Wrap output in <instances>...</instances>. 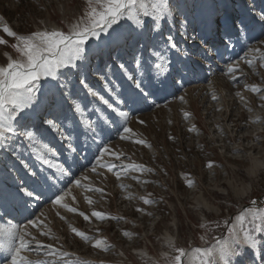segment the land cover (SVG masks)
Masks as SVG:
<instances>
[{
	"label": "rangeland",
	"instance_id": "rangeland-1",
	"mask_svg": "<svg viewBox=\"0 0 264 264\" xmlns=\"http://www.w3.org/2000/svg\"><path fill=\"white\" fill-rule=\"evenodd\" d=\"M218 10L231 17H242L245 32L233 36L232 47L225 49L221 44L217 56L206 54L200 36H205L209 44L221 43L219 34L212 37L202 31V20ZM87 11V0H0V39L5 41L0 44V67H6L9 59H23L12 47L19 41L8 36L3 27L7 26L18 36L44 30L67 34L74 24L85 22L81 18ZM262 12L264 0H187V31L197 39L181 38L178 14L174 24L170 19L163 24L160 35L171 32L175 36L179 45L177 65L183 64L191 71L183 76L172 73L177 81L175 85L170 84L154 95L152 101L136 108L120 103L131 82L116 63L112 62L110 79L102 81L95 73H103L104 65L92 58L86 74L88 84L114 108L130 112L124 126L131 131L124 133L123 121H118L107 106L88 97L78 82L84 105L91 103L110 115L108 120L105 118L109 131L107 141L94 153L104 151L105 147L109 151L100 160L91 155L94 164L74 173L76 177L70 182V172L66 171L64 178L68 183L60 185L64 186L61 194L65 195L60 204L33 200L30 211L34 215L30 219L37 220V224H28V221L21 224L27 233L25 239L34 238L44 246L50 245L55 254L49 255L46 248L40 250L32 244L22 252L23 256L33 264L42 261L47 264H172L178 248L189 255L195 247H215V239L226 234L223 221L250 206L251 200L264 204L263 166L247 194L236 196L229 188V182L240 188L252 181L247 171L251 166L250 156L264 160V24L257 19ZM133 55L131 49L117 54L119 61L130 70ZM143 55L145 62L151 60L147 49ZM167 55L172 57L171 50ZM185 56L187 59H183ZM229 65L234 72H228ZM113 73L114 77L119 75V80ZM105 84L115 91H105ZM64 109V116H73L67 103ZM91 118L95 122L96 113H91ZM42 135L52 148L59 151V145L65 149L61 142L49 140L48 132ZM91 140L90 136L87 142ZM40 155L50 161L51 168L26 153H22V158L31 170L48 175L63 167L45 151ZM62 157L61 162L65 164ZM9 160L13 164L9 156L0 165L4 173L8 171ZM81 163L78 162V167ZM102 164L115 167L109 169ZM25 172L27 177L19 178L28 184L29 172L27 169ZM188 179L193 182L192 186L186 183ZM77 180L79 185L75 183ZM205 204L218 209V213L208 210ZM70 208L77 211L72 212ZM94 212L106 218H97ZM73 229L84 233L87 239ZM97 242H100L98 247ZM261 251L259 248V255ZM244 252L242 264H257L254 249L245 248ZM0 264H11V259H0Z\"/></svg>",
	"mask_w": 264,
	"mask_h": 264
},
{
	"label": "snow or ice",
	"instance_id": "snow-or-ice-1",
	"mask_svg": "<svg viewBox=\"0 0 264 264\" xmlns=\"http://www.w3.org/2000/svg\"><path fill=\"white\" fill-rule=\"evenodd\" d=\"M87 3L89 11L81 18L85 22L74 24L67 34L58 30H44L27 36H18L7 26L3 27L8 36L19 41L12 47L23 59H9L6 67H0V165L11 156L28 170L30 183L17 182L14 188H8L0 181V220L9 216L10 211H14L21 215L28 213V223L36 225L37 220L30 219L34 213L29 211L33 206V200L38 203L39 200L45 199L53 204H60L64 199L53 183V179L66 175L63 168H60L59 173L52 172L48 175L43 171L31 170L22 158V153H26L47 164L49 168L52 167L50 161L40 155L42 150L45 153L50 151L49 144L43 139V132L54 133L65 145V151L72 152L75 156L85 149L91 151L87 143L89 137L91 136L95 142L96 135L107 129V122L102 115L103 110L91 103L85 106L81 95L73 93V78L77 74L79 85L86 89L87 96L111 109L118 121H123L121 127L124 133L131 131L124 126L130 112L114 108L108 99L88 84L86 74L93 57L97 63L100 57L105 58L104 72L95 74L102 81H107L112 70V63L108 58L110 53L113 54L112 61L116 63L126 80L131 82L125 98L120 100V103L130 108L152 101L154 95L167 89L170 84L175 85L177 81L171 75L173 72L183 76L191 71L183 64L173 68L167 52L178 49L179 45L171 32L160 35L163 32V24L169 19L174 24L178 14L181 17V38L192 41L197 39V36L189 35L187 31L185 23L187 0H87ZM257 19L264 24V12L259 14ZM202 25V31L212 37L219 34L221 42L209 44L205 36H200L206 54H219L221 44L225 49L232 47L233 36L238 37L245 32V20L242 17H231L219 10L206 20H202ZM3 43L5 41L0 39V44ZM129 49L134 50L132 70L119 61L117 56L120 51ZM145 49L151 57L148 62H145L143 55ZM182 51L186 53L187 49ZM183 59H187V56ZM228 72H234L230 65ZM42 82L46 85L43 88ZM104 87L105 91H115L109 89L107 84ZM116 94L120 96L119 92ZM65 103L69 105L75 120L63 115ZM91 113H96L95 122L91 118ZM187 115L186 113L185 116ZM77 126L79 132L76 131ZM108 151L105 147L104 151L93 153V156L100 160ZM73 163L78 161L73 159L68 163V158L65 157L67 172H71ZM100 166L109 169L115 167L109 164ZM208 166L211 167V163ZM7 167L9 171H15L10 160ZM3 174V167L0 166V176ZM75 183L79 185L80 181L77 180ZM186 183L192 186L193 182L188 179ZM145 203L152 201L145 200ZM249 205L230 220L223 221L226 234L215 239V247L192 249L198 257L199 264H242L245 248L262 249L257 264H264V204L251 200ZM69 210L77 211L75 208ZM93 215L100 219L106 218L100 212H94ZM85 219L88 217L85 216ZM8 225V227L0 225V251L10 257L11 264H33V261L22 255V252L29 250L32 244L40 250L46 248L49 255L55 254L50 245L44 246L34 238L32 241L26 240L27 233L20 225H13L11 221H8ZM201 227L204 225L201 224ZM73 231L87 239L84 233L76 229ZM99 243L97 242L95 246L98 247ZM175 251L178 254L174 256L172 264H184V258L188 253L182 248ZM253 257L255 258V253ZM39 264H47V261Z\"/></svg>",
	"mask_w": 264,
	"mask_h": 264
},
{
	"label": "bare ground",
	"instance_id": "bare-ground-1",
	"mask_svg": "<svg viewBox=\"0 0 264 264\" xmlns=\"http://www.w3.org/2000/svg\"><path fill=\"white\" fill-rule=\"evenodd\" d=\"M221 51V50H220ZM220 51H219V53H220ZM212 54H214V55H219V54H217V53H212ZM211 55V54H210ZM114 73H117V72H114ZM114 73H113V77H114ZM119 75H117V76H115L114 78L115 79H117V80H119ZM118 83V82H117ZM183 85L181 84V87H182ZM170 89V88H169ZM118 90V89H117ZM122 95L123 94H121V97H122ZM124 95H125V92H124ZM162 95V94H161ZM122 99H123V97H122ZM158 100V99H157ZM85 101V104H86V100H84ZM102 115L105 117V118H107V120L109 119V114L106 112V111H102ZM72 118V117H71ZM106 120V119H105ZM107 122V121H106ZM76 131L77 132H79V129L77 128L76 129ZM107 132H109V131H107V130H105L104 132H102V133H98L97 135H96V137H95V142H93V139L91 140V141H89V142H87L88 143V145L90 146V149H91V151H89V153L87 154V152H88V150H86V151H81L80 153H79V155H75L74 156V154L72 153V152H69V153H67L66 151H65V149H63L62 151H57L55 148H52V145L50 146V149H52V151L50 150V151H48L47 152V156H51L52 157V159H54V160H58V162H56L57 164H60L61 166H63V167H61V168H63L64 170H65V172L67 171V165H65V164H61L60 162H61V160L63 159V157H62V159H60V156H59V153H62V155L64 154V156H66V154H67V158H68V163H71L72 162V160L73 159H75L76 161H80V163H81V167H78V166H80V165H78V163H73L72 164V168H71V172H70V174L68 175V177H70L69 179V182L72 180V178L74 177H76V176H74L73 174L74 173H76L77 174V172L80 170V169H82L83 167H85V166H91V164L93 165L94 163L92 162L93 160L91 159L92 157H91V155H93V153L95 152V151H100V149H101V147L100 146H103L104 145V143H105V141H107V137H108V135H109V133L107 134ZM111 132H113L112 130H111ZM43 138H44V136H43ZM44 140H45V138H44ZM89 140V139H88ZM53 141V140H52ZM51 141V143H53ZM110 143V142H109ZM92 145H93V147H92ZM99 145V148H97V146ZM253 145V144H252ZM251 145V146H252ZM250 146V147H251ZM254 146V145H253ZM252 146V147H253ZM245 147V146H244ZM255 147V146H254ZM94 148V149H93ZM93 149V150H92ZM241 149H242V147H241ZM96 153H98V152H96ZM53 154V155H52ZM83 157V160L81 159ZM250 160H251V166L250 167H248V175H249V177H250V179L252 180V181H250V182H247L246 184L244 183V185L242 186V187H238V188H236V187H234L230 182H229V188L233 191V193H234V195H236V196H241L242 194H247L248 192H250L251 191V189L253 188V181L256 179V177L258 176V170H259V168L261 167V166H263L264 167V160H262V159H258L256 156H254V155H252V156H250ZM60 161V162H59ZM59 171H60V169H58L57 170V173H59ZM67 177V178H68ZM2 178H4L3 180L4 181H7V176L6 177H2ZM68 183V181L67 180H65V178H64V175H62V176H58V180H55V179H53V183L55 184V186H56V188L57 189H59L60 190V194H61V192L64 190V186H61L60 187V185H61V183ZM225 192V191H224ZM62 195L63 196H65L64 195V193H62ZM206 205V208L208 209V210H212L213 212H215V213H218V209H215L213 206H210V205H208V204H205ZM23 215V216H22ZM17 214L16 212H14V211H10V214H9V216H7V217H5V219H2V220H0V225H4L5 227H8L9 225H8V221H11V224H13V225H20L21 226V224L23 225V223H25L26 221H28V216H27V214L26 213H23V214ZM31 217H33V216H31ZM30 217V218H31ZM7 219V220H6ZM23 228V227H22ZM21 228V229H22ZM7 258H10V257H8L7 256V254L5 253V252H2V251H0V259L1 260H5V259H7ZM186 264H197V262H196V257H195V255L193 254V253H189V255H188V257H187V259H186Z\"/></svg>",
	"mask_w": 264,
	"mask_h": 264
}]
</instances>
